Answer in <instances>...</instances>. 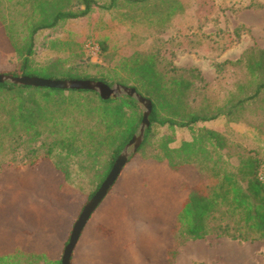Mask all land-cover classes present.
Here are the masks:
<instances>
[{
  "label": "trees",
  "instance_id": "16d2710c",
  "mask_svg": "<svg viewBox=\"0 0 264 264\" xmlns=\"http://www.w3.org/2000/svg\"><path fill=\"white\" fill-rule=\"evenodd\" d=\"M110 1L101 8H118L120 0ZM121 1L126 4V12L134 10L137 15L145 10L154 14L163 9L154 0ZM182 4L181 0L179 4L171 0V5L165 7L169 11L168 16L172 18L177 6ZM93 6H99L96 0H0V24L8 44L6 46L3 38L0 39L3 44L0 52L11 48L19 61L21 75L91 79L107 85L118 83L134 88L151 101L149 125L135 155L143 161L165 164L173 176L181 168L188 167L197 177L194 183L179 180L178 186L173 185L174 190L182 191L183 198L168 232L165 264H173L179 247L188 241L208 236L236 242L264 240V183L258 178L264 163L250 154L239 156L237 163H232L226 151L225 137L205 125V122L222 116L237 120L235 117L239 111L258 102H262L260 107L264 111V48L250 47L238 59L224 61L244 67L247 80L238 81L235 94L221 106L211 105L207 99L191 106L190 94L196 92V82L203 81L202 76L196 67L183 68L174 63L177 56L185 52L215 57L225 51L227 46L223 50L220 47L222 43L218 42L219 30L211 35L182 37L180 43L174 42L172 37L163 39L160 40L165 45L162 47L155 45L158 38L154 39L155 44L147 52H135L120 60L119 69L124 75L115 70L112 74L101 71L94 76H82L60 58L48 64L34 65L35 35L63 21L88 16ZM157 18L159 22H167L160 16ZM174 27L172 23L171 28ZM104 42L101 52L107 48ZM170 44L172 48L168 46ZM217 66L221 63L214 64L215 69ZM9 74L16 75L14 72ZM64 92L69 95L64 96ZM194 98V94L191 95L190 99ZM141 120L139 107L129 96L103 100L90 90L0 83V153L5 149L3 138L15 146L51 138L45 152L30 160L29 165L47 160L54 172L61 176L63 185L72 183V164L79 165L77 172L91 173L96 181L86 200L99 188ZM163 127L172 133L157 137V130ZM175 128H187L191 139L170 146L174 142ZM0 264L61 262L60 258H51L45 251L15 246L12 250L0 251Z\"/></svg>",
  "mask_w": 264,
  "mask_h": 264
},
{
  "label": "rangeland",
  "instance_id": "374dc122",
  "mask_svg": "<svg viewBox=\"0 0 264 264\" xmlns=\"http://www.w3.org/2000/svg\"><path fill=\"white\" fill-rule=\"evenodd\" d=\"M96 2L100 7L93 6L90 15L63 21L35 35L34 65L48 64L60 58L82 76H94L101 71L112 74L115 70L124 75L119 69L122 58L139 51L147 52L157 38L155 45L165 46L160 40L170 38L167 30L172 27L171 20L175 16H185L186 20L176 24L177 32L172 36L174 42L180 43L182 37L211 35L219 30L220 47L227 46L215 57L188 52L191 59L186 62L197 65L203 80L196 82V92L190 94L195 98L189 97V103L196 106L202 99H207L211 105L221 106L235 94V84L247 80L244 67L234 62L224 63V53L234 47L264 48V0H187L177 6L172 18L160 16L166 23L157 21V16H147L150 10L142 12L144 16L137 15L134 10L126 12V4L121 0L118 8L111 10L101 8L110 4V0ZM174 2L179 4L180 0ZM2 38L8 46L0 24ZM88 41L99 47L95 58L85 50ZM103 41L107 48L101 52ZM2 46L0 43V49ZM18 63L11 48L0 52V73L21 75ZM216 63H221L218 70L214 67ZM115 84L118 83L110 86ZM68 95L64 92V96ZM261 103H250L237 113L236 121L245 124L243 131L227 125L220 128L219 133L227 141L226 151L234 164L239 156L248 154L264 163ZM138 107L142 114V107ZM169 133L171 130L163 127L157 130V137ZM173 136L174 142L170 146L191 139L187 128H175ZM50 140L38 139L31 144L15 146L10 140L2 139L5 149L0 153V251L18 246L25 250L45 251L51 258H61L71 228L88 200L86 195L96 185L93 174L77 172L80 167L77 164H72V183L66 185L47 160L30 166V160L42 155ZM196 178L191 168L183 167L173 176L165 164L143 161L134 153L83 228L71 264H165L168 232L183 198L182 191L174 190L173 185L178 186L179 180L194 183ZM173 264H264V240L236 242L208 236L188 241L179 247Z\"/></svg>",
  "mask_w": 264,
  "mask_h": 264
},
{
  "label": "water",
  "instance_id": "95a60500",
  "mask_svg": "<svg viewBox=\"0 0 264 264\" xmlns=\"http://www.w3.org/2000/svg\"><path fill=\"white\" fill-rule=\"evenodd\" d=\"M0 83L33 87L58 88L64 90H90L96 92L103 100L115 99L120 96H129L133 98L140 107H142V120L139 124L137 132L133 134L128 143L120 151L107 176L102 181L93 196L89 198L83 205L78 217L76 218L71 228L68 242L65 245L60 258L61 264H71V256L73 250L91 214L95 211V209L107 195L109 189L118 178L120 172L128 162L129 158L134 153H136L137 149L140 147L144 139L145 130L149 125L148 116L152 109V103L149 99L136 92V90L132 87L124 86L121 84L110 86L99 80L48 79L37 76L11 75L0 73Z\"/></svg>",
  "mask_w": 264,
  "mask_h": 264
},
{
  "label": "crops",
  "instance_id": "0c3cea01",
  "mask_svg": "<svg viewBox=\"0 0 264 264\" xmlns=\"http://www.w3.org/2000/svg\"><path fill=\"white\" fill-rule=\"evenodd\" d=\"M182 3L183 1H187V0H181ZM154 2L157 4H160L161 6H163V9L161 11H159L158 13H149L147 16H168V12L169 11H166L165 7L166 6H169L171 5V0H154ZM141 16V15H139ZM182 19H185V16H175L171 22L173 23V25L175 26L174 28L175 29H170V30H167L168 33H170L169 37H172L173 35H175V33L177 32V22H179L180 20ZM205 20V19H204ZM242 23H245V21L242 19ZM240 26H243L240 25ZM245 26V25H244ZM238 27V26H237ZM246 27V26H245ZM236 28V27H235ZM235 28L233 30H235ZM232 30V31H233ZM166 31V32H167ZM216 31V30H215ZM174 32V33H173ZM211 33V32H210ZM209 34V33H208ZM207 34V35H208ZM238 45V44H237ZM253 46V45H251ZM251 46H248V47H234L233 49H229L227 50L225 53H224V60H236L240 57V55L245 51L247 50L248 48H250ZM183 54V53H182ZM187 54H189L188 52H186L185 56L184 55H178L176 58V60L174 61V63L179 66V67H183V68H190V67H196L197 65L195 64H188V59H191ZM190 55V54H189ZM196 57V56H195ZM197 58V57H196ZM179 59V60H178ZM181 59V60H180ZM198 59V58H197ZM199 67V66H198ZM205 125L211 129H215V130H218V131H221V129L224 127V126H229L230 128H233V129H236V130H239V131H243L245 129V124H243L242 122H239V121H236L235 119L233 120H228L227 117H218L214 120H211V121H207L205 122ZM221 128V129H220Z\"/></svg>",
  "mask_w": 264,
  "mask_h": 264
},
{
  "label": "built area",
  "instance_id": "2783aa9c",
  "mask_svg": "<svg viewBox=\"0 0 264 264\" xmlns=\"http://www.w3.org/2000/svg\"><path fill=\"white\" fill-rule=\"evenodd\" d=\"M85 50L88 53V55H90L91 57H96L99 51V47L97 44L88 41L85 44ZM258 178L261 182L264 183V166L260 169L259 174H258Z\"/></svg>",
  "mask_w": 264,
  "mask_h": 264
}]
</instances>
